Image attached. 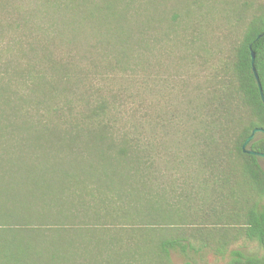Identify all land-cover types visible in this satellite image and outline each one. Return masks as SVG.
I'll return each mask as SVG.
<instances>
[{
	"label": "trees",
	"instance_id": "obj_1",
	"mask_svg": "<svg viewBox=\"0 0 264 264\" xmlns=\"http://www.w3.org/2000/svg\"><path fill=\"white\" fill-rule=\"evenodd\" d=\"M251 51L264 0H0V264H264Z\"/></svg>",
	"mask_w": 264,
	"mask_h": 264
},
{
	"label": "rangeland",
	"instance_id": "obj_2",
	"mask_svg": "<svg viewBox=\"0 0 264 264\" xmlns=\"http://www.w3.org/2000/svg\"><path fill=\"white\" fill-rule=\"evenodd\" d=\"M261 164L264 167V162L263 161L261 162ZM158 167L165 168V165H159ZM168 167L170 169L176 168L175 166H172V165H169ZM182 167H188V165H183ZM184 174H185L184 175L185 178H181V176H179L180 177V178L178 177L179 180H177V182L175 183V184H177L178 188H180V187L188 188L189 185H186V184L187 183H189V184L193 183L192 181H190V180H188L186 178L187 177L186 176L187 173H184ZM169 179L172 180L173 178H169ZM198 186L200 188L199 191H200V194L202 196H207V195H210L212 193V190H211L212 188H209V187L207 188V186L202 183V180L200 181ZM156 188H158V187H156ZM169 188H173L174 189V186H172V187L169 186ZM199 197H200V195H199ZM169 198H171V197H168L167 199H169ZM197 202L200 203V200H198ZM243 252L246 255H257L258 256V255L262 254V250H261V248L258 245H252L249 248H245V249H243ZM192 257H193L192 264H224L223 261H221L219 258L214 256V254H212L209 251L203 252V253H201L199 255H192ZM172 260H173V264H186V260L183 257H181L180 255L176 254V253L172 254Z\"/></svg>",
	"mask_w": 264,
	"mask_h": 264
},
{
	"label": "water",
	"instance_id": "obj_3",
	"mask_svg": "<svg viewBox=\"0 0 264 264\" xmlns=\"http://www.w3.org/2000/svg\"><path fill=\"white\" fill-rule=\"evenodd\" d=\"M251 58H252V66H253V73H254V76L256 78V81H257V84H258V87H259V90H260V94H261V99L264 103V92H263V89H262V85H261V82L259 80V77H258V74H257V71H256V68L254 66L255 64V53L253 51H251ZM259 133H263L264 134V129H255L251 136L249 137V139L245 142V144L243 145V151L244 153L246 154H249V155H254V156H257V157H261V158H264V154H259V153H256V152H253L251 150H248L247 147L248 145L255 139L256 135L259 134Z\"/></svg>",
	"mask_w": 264,
	"mask_h": 264
},
{
	"label": "crops",
	"instance_id": "obj_4",
	"mask_svg": "<svg viewBox=\"0 0 264 264\" xmlns=\"http://www.w3.org/2000/svg\"><path fill=\"white\" fill-rule=\"evenodd\" d=\"M12 186L11 180L0 178V196L2 198L5 197V195H9L10 193V187Z\"/></svg>",
	"mask_w": 264,
	"mask_h": 264
}]
</instances>
